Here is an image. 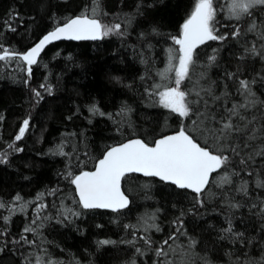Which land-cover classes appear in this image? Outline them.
<instances>
[{
    "label": "trees",
    "instance_id": "16d2710c",
    "mask_svg": "<svg viewBox=\"0 0 264 264\" xmlns=\"http://www.w3.org/2000/svg\"><path fill=\"white\" fill-rule=\"evenodd\" d=\"M229 2L213 0V27L227 39L196 48L180 85L192 112L181 117L158 93L175 86L174 71L167 80L161 73L180 55L173 38L197 0H0L1 55H22L93 8L103 25H120L100 41L48 45L30 74L18 56L0 61V264H264V7L237 17ZM229 118L241 130L221 136ZM179 129L229 157L199 195L202 204L188 189L129 174L127 208H82L71 179L108 148L133 137L152 144Z\"/></svg>",
    "mask_w": 264,
    "mask_h": 264
},
{
    "label": "snow or ice",
    "instance_id": "6c2138e0",
    "mask_svg": "<svg viewBox=\"0 0 264 264\" xmlns=\"http://www.w3.org/2000/svg\"><path fill=\"white\" fill-rule=\"evenodd\" d=\"M257 4H264V0H233L232 11L239 17L240 13L248 12L249 8ZM95 16L96 9L93 8L92 18H89L87 14L72 18L43 36L39 43L22 55L10 54L5 50L3 55H0V61L8 59L10 55L12 57L18 56L27 63V71L30 74L31 66L37 63V57L45 46L55 40H97L113 31H119V24L107 27ZM214 16L213 0H197L190 18L183 24L182 35L179 38H173L175 44L180 46L178 49L180 55L178 58L170 55L169 66L164 73H161V76L167 80V73L175 72V86H163L164 90L160 91L158 95L165 108L179 114L181 117H188L192 112L190 102L187 99L189 93L182 91L180 85L182 81L189 78L196 48L207 41L227 39L226 35L216 34V29L213 27ZM11 30L14 31L15 29ZM232 35L234 38L239 36V30L236 29ZM252 51L255 52V48ZM169 52L171 53L172 49H169ZM173 59H177L178 63L173 64ZM209 59L214 62L216 57L213 55ZM240 84L242 88L251 94L248 81L242 80ZM156 87L160 88L162 85H156ZM34 94L36 97L41 98L39 91ZM90 111L98 113L99 109L93 106ZM229 111L235 114V109ZM99 114L103 115V113ZM28 127L29 121L25 119L19 134L15 137L17 141L24 136ZM240 130L234 127L229 118L222 125L221 136ZM17 151H22V149H17ZM233 151L235 152L236 149L233 148ZM0 162H6L2 155H0ZM240 163L243 164L246 161L241 160ZM228 164V156L222 153L214 154L208 147H202L188 131L181 129L174 135L164 136L157 140L153 146L141 139H133L119 146L111 147L103 159L99 160L95 171L81 172L71 179V183L75 185L79 203L84 209H112L118 211L128 207L129 198L121 190V181L128 173H142L146 177H159L161 180L169 181L180 189H191L197 194V202L202 204L203 201L199 200V195L206 190L211 174L225 168ZM71 175L69 173V177ZM258 186H264V183L258 182ZM240 191L247 194L246 185H242ZM21 199L20 196L16 197V200ZM3 207L5 205L0 202V208ZM73 215L78 216L79 213H73ZM150 227L157 226L153 224ZM24 231L31 232L33 229L26 227ZM229 231H231L230 228ZM21 239L26 241L23 236ZM26 242L34 243V241ZM101 243L108 244L111 242L102 241ZM156 254L159 256L165 253L163 249H158Z\"/></svg>",
    "mask_w": 264,
    "mask_h": 264
},
{
    "label": "water",
    "instance_id": "95a60500",
    "mask_svg": "<svg viewBox=\"0 0 264 264\" xmlns=\"http://www.w3.org/2000/svg\"><path fill=\"white\" fill-rule=\"evenodd\" d=\"M77 16H81V15H77ZM77 16H74V17H72V18H75V17H77ZM72 18H70V19H72ZM89 18H92V17H90L89 16ZM69 19V20H70ZM68 22V21H67ZM66 23V22H65ZM64 24V23H63ZM63 24H61V25H59V26H62ZM55 29V28H54ZM54 29H52V30H50L49 32H51V31H53ZM49 32H47V33H45L43 36H45V35H47ZM43 36L33 45V46H31L29 49H27L24 53H26L27 51H29V50H31V48H33L37 43H39V41L43 38ZM62 40H64V41H100L101 39H97V40H68V39H60V40H55V41H53V42H51V43H49V44H47L46 46H45V48L43 49V51L46 49V47L48 46V45H50V44H52V43H55V42H58V41H62ZM43 51L40 53V55L37 57V60L40 58V56H41V54L43 53ZM23 53V54H24ZM1 55V54H0ZM181 129H179V130H177V131H173V132H169V133H166V134H164V135H162L161 137H159V138H157L155 141H154V143H152V144H149L150 146H153L154 144H155V142L157 141V140H159V139H161L162 137H164V136H170V135H174V134H176L177 132H179ZM190 134V133H189ZM133 139H141V140H143V141H145L144 139H142V138H140V137H133V138H130V139H127L126 141H124V142H122V143H119V144H116V145H114V146H119L120 144H123V143H126V142H128L129 140H133ZM195 139V138H194ZM197 141V140H196ZM146 142V141H145ZM198 142V141H197ZM147 143V142H146ZM199 143V142H198ZM114 146H111V147H114ZM202 147H205V146H203V145H201ZM110 147V148H111ZM110 148H108L106 151H105V153L103 154V156L101 157V158H99L97 161H96V164H95V166H94V168L93 169H89V170H85V171H87V172H93V171H95L96 170V168H97V166H98V162H99V160L100 159H103V157H104V155L106 154V152L110 149ZM210 150V149H209ZM211 151V150H210ZM213 152V151H212ZM214 153V152H213ZM214 154H216V153H214ZM219 171V170H218ZM217 171V172H218ZM84 172V171H83ZM217 172H214V173H212L211 174V177H210V181H211V179H212V177H213V175L215 174V173H217ZM129 174H138V175H142V176H144L142 173H128V174H126V175H129ZM146 177V176H145ZM125 178V177H124ZM124 178L122 179V181H121V190L124 192V194L126 195V196H128V198H129V205H130V202H131V199H130V197H129V195H127V193L125 192V190H124V187H123V181H124ZM155 178H157V179H159V180H161L159 177H155ZM163 181V180H162ZM210 181H209V183H210ZM163 182H165V183H171V182H169V181H163ZM172 184V183H171ZM209 185V184H208ZM74 187H75V185H74ZM208 187V186H207ZM75 190H76V188H75ZM188 190H190V191H192L191 189H188ZM193 192V191H192ZM76 194H77V196H78V192H77V190H76ZM79 198V197H78ZM128 205V206H129ZM127 208V207H126ZM123 209H125V208H123ZM123 209H120V210H123ZM102 210H109V211H113L112 209H102ZM120 210H118V211H120ZM113 212H117V211H113Z\"/></svg>",
    "mask_w": 264,
    "mask_h": 264
},
{
    "label": "rangeland",
    "instance_id": "374dc122",
    "mask_svg": "<svg viewBox=\"0 0 264 264\" xmlns=\"http://www.w3.org/2000/svg\"><path fill=\"white\" fill-rule=\"evenodd\" d=\"M232 4H233V0H230V2H229V5H228V9H229V11H230V13L231 14H233V15H235V13H233V11H232ZM258 6H263L264 7V4H257ZM181 89V88H180ZM182 90V89H181ZM159 98H160V96H159ZM162 104V103H161ZM162 106H163V104H162Z\"/></svg>",
    "mask_w": 264,
    "mask_h": 264
}]
</instances>
